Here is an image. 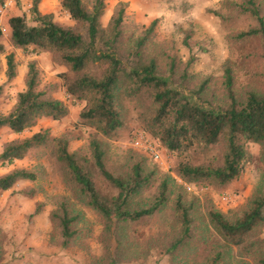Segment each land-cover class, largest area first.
<instances>
[{"label": "trees", "instance_id": "obj_1", "mask_svg": "<svg viewBox=\"0 0 264 264\" xmlns=\"http://www.w3.org/2000/svg\"><path fill=\"white\" fill-rule=\"evenodd\" d=\"M31 1L35 25L29 24L27 15L11 18L10 44L30 54L49 53L56 64L68 68L69 74L62 76L66 95L73 105L86 104L77 125L95 133L90 153L80 156L70 152L69 135L53 137L42 129L6 143L0 162L13 164L34 149H51L65 186L104 221L105 253L92 264H125L121 258L133 245L127 230L151 221L167 207L174 177L197 187L228 189L252 162L250 145H258L262 169L248 201L229 213L206 201L207 217L220 243L204 264H232L235 260L237 264H264V90L238 89L232 59L224 63L218 83L212 76L199 78L190 70L194 58L183 67L173 54V45L157 40V20L141 31L137 26L131 29L124 3L117 5L105 26L106 0H60L73 25L57 23L53 15L40 11L41 0ZM4 2L0 0V5ZM226 5L257 22V27L232 36V40L259 38L264 58V0H228ZM214 13L222 20L227 17ZM2 36L0 29V54L5 52ZM189 39L187 34V46ZM7 66V76L13 80L17 75L14 53L7 56ZM56 87L41 88L37 62H31L25 90L4 114V88L0 85V130L8 128L21 135L42 118L61 121L69 116L70 105L54 97ZM130 118L171 153L174 164L170 173L162 174L160 168L148 163L147 155L135 151H128L121 164L113 166L100 136L115 139ZM199 156L205 161L197 164ZM37 180V172L16 168L0 176V190ZM175 205L174 218L182 230L164 244L172 255L185 251L183 247L194 239L196 227L191 204L181 188ZM52 219L61 228L65 244L79 236L82 213L75 209L71 196L58 198Z\"/></svg>", "mask_w": 264, "mask_h": 264}, {"label": "rangeland", "instance_id": "obj_2", "mask_svg": "<svg viewBox=\"0 0 264 264\" xmlns=\"http://www.w3.org/2000/svg\"><path fill=\"white\" fill-rule=\"evenodd\" d=\"M227 1L106 0L107 7L102 22L107 26L117 5L124 3L127 5L128 26L131 29L137 26L141 31L157 20V40L173 45V54L179 57L183 67L194 58L190 70L199 78L212 76L218 83L223 76L224 63L232 59L235 62L238 89L258 87L264 90V58L260 39L241 42L232 40V36L257 27V22L246 15H239L235 10H229ZM31 7V0H20V3L5 0L4 5H0V29L3 34L1 43L5 47V52L0 54V85L4 88L1 110L4 114L12 110L18 94L26 88L29 64L36 61L40 71L41 88L48 85L57 86L54 97L70 105V114L61 121L42 118L32 130H27L21 135L3 128L0 130V154L6 143L32 136L44 129L53 137L69 135L70 152L80 156L88 155L90 139L95 131L90 127L77 125L86 104L79 102L73 105L66 95L62 76L69 74L68 68L56 64L49 53L30 54L22 49H15L10 44L9 20L27 15L29 24L35 25L30 13ZM40 11L53 15L57 23L73 25L60 0H41ZM214 12L226 14L227 17L222 20ZM187 34L190 35L189 46L185 44ZM11 53H14L17 65V75L13 80H9L7 76V56ZM137 134L149 137L151 142L158 145L161 154L159 163L144 149L135 147ZM100 138L108 149L113 166H119L122 156L128 151H135L147 155L148 163L160 168L162 174L171 172L174 164L171 153L147 134L134 118L129 119L128 125L115 139ZM250 151L253 155L252 162L247 166L243 177L228 189L197 187L174 177L175 181L171 183L173 195L167 207L151 221L140 222L127 230V236L133 239V245L121 261L125 264L206 263L220 243L209 223L206 201H212L217 209L226 213L248 201L262 169L260 147L250 145ZM203 161L205 159L202 156L195 159L197 164ZM16 168L37 172L38 180L20 181L8 191L0 190V264H92L94 258L102 257L105 253L102 241L104 221L94 209L79 203L65 186L53 151L49 148L34 149L23 160L13 164L0 162V176ZM180 188L192 207L195 236L183 247L185 251L181 250L172 255L165 251L164 244L182 230L174 218L175 196ZM61 196H71L75 209L82 213V221L78 225L79 236L71 239L68 244H65L61 228L52 219V214L57 209V200ZM37 209H40L39 213L36 212ZM236 261H232V264H237Z\"/></svg>", "mask_w": 264, "mask_h": 264}, {"label": "built area", "instance_id": "obj_3", "mask_svg": "<svg viewBox=\"0 0 264 264\" xmlns=\"http://www.w3.org/2000/svg\"><path fill=\"white\" fill-rule=\"evenodd\" d=\"M134 145L138 149H144L155 162L159 163L161 161L158 145L153 141L151 142L149 137L143 134H137Z\"/></svg>", "mask_w": 264, "mask_h": 264}]
</instances>
